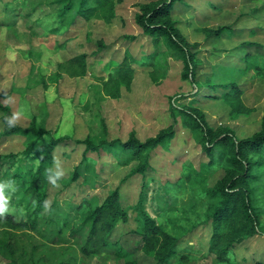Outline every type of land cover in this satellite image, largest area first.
<instances>
[{"label": "rangeland", "instance_id": "rangeland-1", "mask_svg": "<svg viewBox=\"0 0 264 264\" xmlns=\"http://www.w3.org/2000/svg\"><path fill=\"white\" fill-rule=\"evenodd\" d=\"M147 1L154 0H116L115 16L107 22L97 17L82 20L78 16L71 21L72 11L60 17V0H0V101L11 106L17 123L25 125L35 117L39 125L49 130L48 135L33 139L38 153L49 135L67 134L74 140L90 136L97 142L125 140L134 131L144 140L171 122V102L197 105L211 126L227 124L238 138L259 129L264 112V55L259 53L256 59L259 68L250 69H243L242 56L247 51L243 41L248 38L260 43V51L264 49V0L176 1L172 18L189 41H199L196 80L182 78L181 62L172 57H167L166 72L157 80L149 77L147 68L131 61L135 72L130 86L121 85L115 97L106 94V87L112 84L105 82L124 55L128 59L138 58L154 49L150 37L141 33L133 19L138 6ZM243 16L250 19L246 27L255 26L252 36L242 35L241 31L233 33L230 28L235 26L236 18ZM223 23L229 27L220 35L208 34L209 29ZM157 48L164 47L160 44ZM81 51L87 53L83 74H65L59 81L48 80L58 70L59 61ZM231 68L233 76L224 78L223 70ZM211 73L219 75L217 81L226 82L199 85ZM232 81L243 89L241 100L249 107L247 110L232 108L220 97ZM25 146L18 134L0 135V189L6 198L1 212L11 213L17 219L34 214L31 209L38 192L34 196L23 193L25 188L20 185L38 163V153L34 149L24 153ZM83 148L84 144L76 141L54 147L52 168L59 177L49 178L40 213L51 220L70 219L76 223L78 204L88 202L94 207L117 186L120 202L129 216L116 222L108 239L120 252L110 246L83 256L71 240L57 245L48 243L35 230L0 229V236L14 245L22 263L155 264L134 231L138 226L134 205L143 195L148 213L178 239L175 256L163 264H218L208 251L211 224L205 219L200 186L186 180L184 173L188 169L185 164L190 163L203 174L201 183L212 185L220 170L206 163L199 166L207 157L194 143L191 130L181 124V117L178 116L175 135L165 145L149 151L144 176L137 173L124 177L130 164L119 161L122 148L117 146L98 155L89 152L96 158L94 168L85 170L80 165L77 177L71 179ZM256 177L255 203L263 208L261 232L235 244L231 251L234 262L230 264L264 263V165ZM9 263L8 258L0 255V264Z\"/></svg>", "mask_w": 264, "mask_h": 264}, {"label": "trees", "instance_id": "trees-1", "mask_svg": "<svg viewBox=\"0 0 264 264\" xmlns=\"http://www.w3.org/2000/svg\"><path fill=\"white\" fill-rule=\"evenodd\" d=\"M60 1L62 2L58 11L60 17L72 11L71 21L78 16L82 20L97 17L111 22L115 16L116 0ZM176 1L178 0H154L138 6L133 16L134 22L142 34L150 37L154 49L143 53V56L138 58L131 56L128 59L124 55L105 82V84L108 82L112 84L111 87H106V94L115 97L119 95L121 85L130 86L135 72L131 61L147 68L149 77L152 80H157L166 72L167 57H172L181 62L182 78L194 81L199 60V41H189L177 21L172 18L171 10ZM227 27L228 25H220L207 32L209 35L218 36ZM54 30L57 31V28ZM129 37L133 38L134 35ZM160 44L163 45V49L157 48ZM243 44L247 46V51L242 56V60L245 62L243 69L259 68L256 59L260 55L259 53L264 55V49L260 51L258 49V46H261L260 43L251 40L243 41ZM252 47H256L257 50ZM86 57L87 53L81 51L63 58L57 63L58 70L55 71L54 79L59 80L64 74L69 76L83 74L87 67ZM224 90L220 97L232 108H241L242 110L249 108L241 100L243 89L238 83L232 81L230 87ZM0 112V135L18 134L23 137L26 143L24 153L29 154L33 149L35 153H38L33 139H40L43 135H48L49 130L44 125H39L35 117H32L27 125L17 123L12 118L10 106L1 101ZM170 114L171 122L155 135L144 140H140L134 131H130L125 140L119 138L100 139L97 142L90 136L74 140L67 134L49 135L41 146L40 153L35 155L38 158L36 167L29 172L28 180L20 184L25 188L23 193L30 192L34 196V193L38 191L33 198L35 204L31 209L34 214L29 215L28 213L27 216L17 219L11 213L0 211V229L3 232L12 228L35 230L48 243L57 245L71 240V244L75 245L83 256L98 252L103 247H117L108 239L109 234L119 219L126 220L129 216L120 202L117 186L94 207L88 202L78 204L76 209L79 217L76 223L70 219L51 220L48 216L40 213L44 207L49 178L59 177L52 168V163L55 160L53 149L58 144H69L72 141L84 144L81 159L73 171L71 179L77 177V169L80 165H83L85 170L94 168L93 162L96 161V158L92 157L89 152L98 155L106 149L111 150L117 146L122 148V155L118 156L119 161L130 164L124 177L137 173L144 176L146 167L149 166V151L158 145H165L175 135L179 116L181 124L191 130L194 143L207 157L206 162H201L199 166L206 163L216 165L220 170L215 182L212 185H206L201 183L203 174L195 171L190 163L185 164L188 167L184 173L186 180L191 184H199L200 193L204 197L205 219L211 224L208 251L214 255V260L218 264L234 262L231 251L235 244L261 232L260 217L263 208L259 207L255 200L258 179L256 172L264 165V112L260 119L259 129L250 136L241 138H238L234 130L227 124L211 126L197 105H176L171 102ZM17 175L18 173L14 176ZM134 209L138 218V226L134 231L142 240L144 252L153 256L155 264L169 262L177 252V237L165 230L148 213L144 206L143 195H140ZM116 251L120 252L118 247ZM0 255L8 258L9 264H24L18 259L14 245L7 238L1 236ZM64 262L59 261L52 264H63ZM33 264H37V262L34 261ZM255 264L264 263L255 261Z\"/></svg>", "mask_w": 264, "mask_h": 264}, {"label": "crops", "instance_id": "crops-1", "mask_svg": "<svg viewBox=\"0 0 264 264\" xmlns=\"http://www.w3.org/2000/svg\"><path fill=\"white\" fill-rule=\"evenodd\" d=\"M250 22V19L249 18H246V17H239V18H236V21H235V26H230V28L231 29H233V33L235 32V31H241V33L240 34H244L245 35V33H248L249 35L248 36H252V34H253V32H254V28H255V26L254 27H252V28H248V27H246V24L247 23H249ZM239 24V25H238ZM222 25H228V24H225V23H223ZM228 27H229V25H228ZM227 27V28H228ZM216 28V27H215ZM238 28H242L243 29V31H242V29H238ZM202 30H206V29H204V28H202ZM224 31H225V29H224ZM246 31V32H245ZM240 34H238L239 36H240ZM247 40H250L249 38L247 39ZM213 72V71H212ZM233 73H234V70L231 68L230 70H228L227 71V69H225V70H223V72H222V76L224 77V78H226L228 75H230V76H233ZM65 75V74H64ZM218 74H216V76H214L212 73L211 74H206V76H205V78H204V80L203 81H201L200 83H199V85L201 84V83H203V82H206L207 83V85H210V86H212V85H215V84H219V83H221V82H226V79L224 80V81H217V78H218ZM54 77H55V72H54V75H53V77H50L48 80L49 81H59V80H55L54 79ZM75 77V76H74ZM239 77V76H238ZM237 77V78H238ZM52 78V79H51ZM42 82H44L43 80H42ZM43 84H45V82L43 83ZM8 104V103H7ZM9 105V104H8ZM10 106V105H9ZM10 108H11V106H10ZM11 111H12V109H11ZM12 118H13V115H12ZM31 119H32V117H31ZM30 119V120H31ZM14 120V119H13ZM30 122V121H29ZM28 122V123H29ZM25 125H27V124H25ZM70 136V135H69Z\"/></svg>", "mask_w": 264, "mask_h": 264}, {"label": "clouds", "instance_id": "clouds-1", "mask_svg": "<svg viewBox=\"0 0 264 264\" xmlns=\"http://www.w3.org/2000/svg\"><path fill=\"white\" fill-rule=\"evenodd\" d=\"M5 200L6 198L3 195V191L2 189H0V211H2L3 208L5 207Z\"/></svg>", "mask_w": 264, "mask_h": 264}]
</instances>
